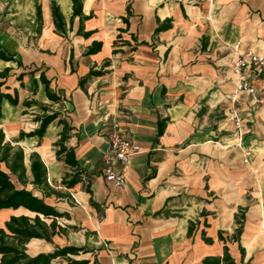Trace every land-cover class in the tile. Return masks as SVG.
Wrapping results in <instances>:
<instances>
[{
    "label": "crops",
    "instance_id": "crops-1",
    "mask_svg": "<svg viewBox=\"0 0 264 264\" xmlns=\"http://www.w3.org/2000/svg\"><path fill=\"white\" fill-rule=\"evenodd\" d=\"M53 2L65 18L64 33L56 30ZM83 13L92 14L83 22L84 32H92L87 38L78 34L82 23L72 0H0V45L15 56L0 58V71L10 69L4 89L19 92L17 106L3 100L0 129L6 142L23 148L29 180L37 153L48 184L64 194L43 197L27 185L64 214L57 218L64 231L52 241L31 239L27 253L70 245L85 247L88 253L73 257L91 263L205 264L224 257L227 246L233 264H264V102L239 94L242 139L230 118L239 81L233 46L264 52V0H84ZM167 20L172 27L158 32ZM94 42L103 43L101 51L87 54ZM92 69L104 73L88 77ZM41 73L60 102L49 99ZM246 79L264 100V74ZM33 100L59 111L72 128L66 145L86 172L73 188L62 180L75 171L57 156L63 124L53 122L42 138H20L44 114L24 104ZM114 118L139 148L118 166L126 176L121 187L103 173ZM160 120L167 122L158 137ZM244 209L235 241L236 216ZM22 215L36 213L0 210V228Z\"/></svg>",
    "mask_w": 264,
    "mask_h": 264
},
{
    "label": "trees",
    "instance_id": "trees-1",
    "mask_svg": "<svg viewBox=\"0 0 264 264\" xmlns=\"http://www.w3.org/2000/svg\"><path fill=\"white\" fill-rule=\"evenodd\" d=\"M72 1L74 17H80L82 23L78 30V34L83 35L86 38L90 37L92 32H84L83 22L90 19L92 14L86 16L83 13L84 0ZM52 10L57 32L64 33L66 25L65 18L55 2H53ZM37 17L39 21H42V8L40 5L37 6ZM125 21L128 23L127 19H125ZM171 27L172 20H167L158 27L157 31L159 32ZM102 47V42H94L88 49L87 54H95L101 51ZM0 58L6 61L15 60V56L1 45ZM109 63V61H106L105 65H108ZM103 73V70L96 71L92 69L88 77L99 76ZM9 76V68L4 71H0V78L4 79L3 81H0V119L2 118V102L4 99H7L14 106L19 104L18 90L14 89L13 93H10L4 89L10 88L9 86H5ZM24 76L25 73L20 74L17 77V80L23 81ZM40 79L49 99L56 103L60 102L62 97L52 91L50 88V81L44 73H41ZM86 81L87 78L81 79L80 84L83 86ZM24 104L28 107L36 104L44 111V114L36 118V120L40 123L39 127L30 133L22 132L20 134V138L33 136L42 138L48 126L55 121L64 125V129L60 134V139L57 142V146H59L57 156L59 158H63L66 164L74 169L75 172L73 174H67L62 180V184L64 186L67 188H73L76 184L81 182L82 177L86 172L80 167L75 150L66 145L72 129L71 126L65 118L61 117V113L59 111H50L48 105L40 104L34 100L25 101ZM166 122V120L159 121L158 137H161L164 134ZM2 166L4 168H2ZM31 172L33 175L32 181H30L27 176L23 148L19 145L6 142L5 133L0 129V210L8 208L19 209L23 207L33 213H36L35 217L26 215L12 216L10 220L6 222L5 227L0 228V264H51L53 260L59 258L64 261L57 264H100L97 260L91 263L90 260L76 259L73 257L82 253H88L89 251L85 247L68 245L58 247L52 253H40L36 256H30L27 253L26 244L31 239L39 238L52 241L53 236L64 231L62 227L57 224V218L63 217L64 214L58 212L53 206L47 204L43 198L54 194H64L57 192L48 184L47 167L40 155L37 153H34L31 156ZM13 177H16L17 181L22 184V188L16 185ZM28 184H32L35 190L42 193L43 197L37 195L33 190H28L26 188ZM48 219H52L50 224L47 222ZM236 220L239 226L233 235V240L239 241L245 221V209L236 216ZM191 231L192 228L190 226L189 232L191 233ZM220 239L224 240V237L221 234ZM206 241L212 242L211 239L207 238ZM204 262L205 264H233L234 259L230 255L229 249L226 246L224 257H208L204 260Z\"/></svg>",
    "mask_w": 264,
    "mask_h": 264
},
{
    "label": "built area",
    "instance_id": "built-area-1",
    "mask_svg": "<svg viewBox=\"0 0 264 264\" xmlns=\"http://www.w3.org/2000/svg\"><path fill=\"white\" fill-rule=\"evenodd\" d=\"M235 60L233 63L234 74L239 79L236 90L231 96L233 111L231 119L235 122L236 134L240 139L243 138V119L236 111V105L240 93H247L252 97L255 105L264 102L259 91L246 79L247 74L256 72L264 74V52L256 53L252 50L243 51L239 44L233 46ZM112 131L109 135L110 149L104 157L103 173L108 182L121 187L126 183L125 172L118 168L119 165L126 166L131 157L139 151L127 135L126 128L122 125L119 118L111 121Z\"/></svg>",
    "mask_w": 264,
    "mask_h": 264
},
{
    "label": "rangeland",
    "instance_id": "rangeland-1",
    "mask_svg": "<svg viewBox=\"0 0 264 264\" xmlns=\"http://www.w3.org/2000/svg\"><path fill=\"white\" fill-rule=\"evenodd\" d=\"M50 111H52V109H50Z\"/></svg>",
    "mask_w": 264,
    "mask_h": 264
}]
</instances>
